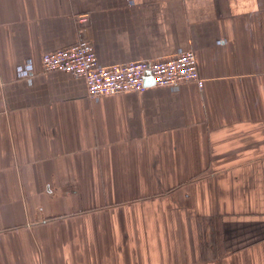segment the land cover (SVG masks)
<instances>
[{
  "label": "crops",
  "instance_id": "obj_1",
  "mask_svg": "<svg viewBox=\"0 0 264 264\" xmlns=\"http://www.w3.org/2000/svg\"><path fill=\"white\" fill-rule=\"evenodd\" d=\"M83 38L204 84L95 100ZM0 264H264V0H0Z\"/></svg>",
  "mask_w": 264,
  "mask_h": 264
},
{
  "label": "built area",
  "instance_id": "obj_2",
  "mask_svg": "<svg viewBox=\"0 0 264 264\" xmlns=\"http://www.w3.org/2000/svg\"><path fill=\"white\" fill-rule=\"evenodd\" d=\"M90 39L78 41L42 55L45 72L62 70L76 77H83L90 97L122 92H144L150 85L146 83L147 72L154 79L152 85L179 87L187 81L204 84L205 78L199 69L198 55L194 49L180 50L173 57L164 59H141L126 63L103 65L97 58ZM34 69L29 61L18 67L19 76L28 77Z\"/></svg>",
  "mask_w": 264,
  "mask_h": 264
},
{
  "label": "water",
  "instance_id": "obj_3",
  "mask_svg": "<svg viewBox=\"0 0 264 264\" xmlns=\"http://www.w3.org/2000/svg\"><path fill=\"white\" fill-rule=\"evenodd\" d=\"M146 83H147V85L154 83V79L149 75L148 72H147V76H146Z\"/></svg>",
  "mask_w": 264,
  "mask_h": 264
}]
</instances>
